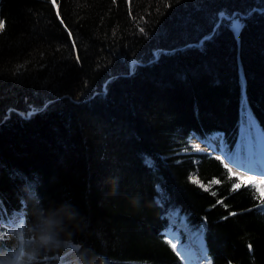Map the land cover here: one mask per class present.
Segmentation results:
<instances>
[{"label": "trees", "instance_id": "obj_1", "mask_svg": "<svg viewBox=\"0 0 264 264\" xmlns=\"http://www.w3.org/2000/svg\"><path fill=\"white\" fill-rule=\"evenodd\" d=\"M0 25V264L18 236L33 264H186L169 230L264 264V196L224 167L264 157V0H0ZM216 133L220 159L191 140Z\"/></svg>", "mask_w": 264, "mask_h": 264}, {"label": "rangeland", "instance_id": "obj_2", "mask_svg": "<svg viewBox=\"0 0 264 264\" xmlns=\"http://www.w3.org/2000/svg\"><path fill=\"white\" fill-rule=\"evenodd\" d=\"M255 130V139L258 142H262V137H261V129L259 126L254 127ZM263 136V135H262ZM212 143L209 145L203 144V143H198L195 145V147L199 151H205L208 150L210 153L213 152V155H222V142L220 141V138L217 136H213L212 138ZM196 143V142H195ZM230 166V165H229ZM231 173H239L245 177L243 181L245 182H250L248 180V177H251L252 180L254 181H261L264 180V157L262 158H255L252 159L249 164L243 165L242 168H236L231 166ZM258 189L260 190V193L264 196V184L257 183ZM185 233L189 237L188 230L186 228ZM169 241H171L172 244L176 245V249L178 252L181 254L183 257L184 261L186 264H195L196 261L198 264H206L205 259H201L203 257V249L201 247H195L191 243L189 245V248H181L180 242H181V237L179 234L173 230H169L167 233ZM187 237V238H188ZM200 258V259H199ZM196 260V261H195Z\"/></svg>", "mask_w": 264, "mask_h": 264}, {"label": "clouds", "instance_id": "obj_3", "mask_svg": "<svg viewBox=\"0 0 264 264\" xmlns=\"http://www.w3.org/2000/svg\"><path fill=\"white\" fill-rule=\"evenodd\" d=\"M115 188H112V191L115 192ZM67 207V205L65 206ZM76 213H68L65 217V220L70 224L73 220L76 219ZM61 225H64V220H62ZM63 230V229H62ZM70 236L71 233H68ZM18 247L13 252V259L9 262V264H33V261L36 260V255L32 252H28L25 250L23 246V242L20 237H17ZM39 244L44 248H52L57 247L60 244L59 233H53L51 231L45 232L39 237ZM79 246H77L78 250ZM94 264H112V261L105 255L101 253H97L93 258Z\"/></svg>", "mask_w": 264, "mask_h": 264}, {"label": "snow or ice", "instance_id": "obj_4", "mask_svg": "<svg viewBox=\"0 0 264 264\" xmlns=\"http://www.w3.org/2000/svg\"><path fill=\"white\" fill-rule=\"evenodd\" d=\"M221 17H223V14H221ZM230 27H231L232 31L234 32V34L238 35L240 29L243 27V24L240 22L239 19H236V18L234 17V18L232 19V22H231V24H230ZM0 31H2V25H0ZM141 31L143 32V29H141ZM216 158H217V159H220L219 156H217ZM224 167L227 168L229 172L232 171L231 168L228 167V164H225ZM233 175L236 176L237 179L240 180V181H243V180L245 179V177H244L243 175L239 174V173H233ZM248 180L251 182V184L253 185V187H255V185H256L257 183L264 184V180H261V181L257 182V181L252 180L251 177H248ZM194 182H195V181H194ZM213 183H214V184H218V183H220V181H218V180H214ZM201 187H203V185H201ZM238 187H239L238 184H233V185H232V189H233L234 191L237 190ZM206 190H207V189H206ZM213 194H215V193H213ZM14 225H15V224H13L12 226H14ZM170 243H171V241H170ZM172 247L175 248L176 245H175V244H172Z\"/></svg>", "mask_w": 264, "mask_h": 264}, {"label": "bare ground", "instance_id": "obj_5", "mask_svg": "<svg viewBox=\"0 0 264 264\" xmlns=\"http://www.w3.org/2000/svg\"><path fill=\"white\" fill-rule=\"evenodd\" d=\"M195 264H198V262H196Z\"/></svg>", "mask_w": 264, "mask_h": 264}]
</instances>
